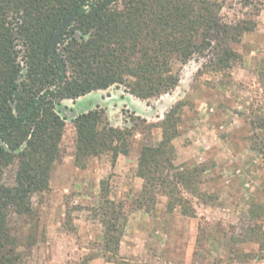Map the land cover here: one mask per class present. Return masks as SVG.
Wrapping results in <instances>:
<instances>
[{
  "label": "trees",
  "instance_id": "trees-1",
  "mask_svg": "<svg viewBox=\"0 0 264 264\" xmlns=\"http://www.w3.org/2000/svg\"><path fill=\"white\" fill-rule=\"evenodd\" d=\"M221 7L219 0H0V264H18L22 242L11 223L14 218L35 221L31 198L49 187L65 127L56 105L114 84L141 99L168 93L178 84L180 66L207 52L213 71L230 69L240 60L232 44L256 24L250 19L223 22ZM73 11L76 16L56 45L67 72L62 80L49 46L57 26ZM257 74L264 78V59ZM182 105L177 102L161 120L159 142L140 149L136 175L143 183L138 202L153 207L161 194L167 211L180 207L183 215L195 217L183 192L198 194L206 167L173 163L172 141L180 133ZM72 123L76 166L84 168L89 158L105 153L113 160L129 153L133 130L107 126L100 110L81 113ZM259 151L264 155V147ZM11 165L14 183L6 185L1 175ZM101 184L96 212L104 227L103 245L116 252L126 217ZM261 214L257 205L251 206L242 239L260 251ZM29 238L33 244L32 233ZM254 256L232 249L229 259L245 263ZM90 259L85 256L75 264H89Z\"/></svg>",
  "mask_w": 264,
  "mask_h": 264
},
{
  "label": "rangeland",
  "instance_id": "rangeland-1",
  "mask_svg": "<svg viewBox=\"0 0 264 264\" xmlns=\"http://www.w3.org/2000/svg\"><path fill=\"white\" fill-rule=\"evenodd\" d=\"M219 1L223 22L250 19L256 24L232 44L240 60L230 69L213 71L207 52L180 66L178 84L168 93L141 99L114 84L56 105L65 127L49 187L31 198L35 221L14 218L11 223L22 242L18 264H75L85 256L91 257L89 264H264V248L242 240L252 205L262 211L258 222L264 229V155L259 151L264 147V78L257 74L264 59V0ZM179 101L173 163L206 167L199 195L183 192L195 217L183 215L180 207L167 211L161 194L153 207L138 202L140 149L159 142V124ZM94 109L102 112L104 124L132 129L133 135L127 155L113 160L105 153L81 168L74 163L72 121ZM14 175L15 166L6 167L1 181L12 185ZM102 181L107 197L121 205L126 217L116 252L104 248V227L96 212ZM232 249L255 256L245 263L231 261Z\"/></svg>",
  "mask_w": 264,
  "mask_h": 264
},
{
  "label": "water",
  "instance_id": "water-1",
  "mask_svg": "<svg viewBox=\"0 0 264 264\" xmlns=\"http://www.w3.org/2000/svg\"><path fill=\"white\" fill-rule=\"evenodd\" d=\"M75 16H76V12L73 11L68 16H66L64 19H62L60 24L57 26V29L51 39L50 46H49L51 55L53 56L56 63H58L61 67L62 80L65 79L67 72H66L65 64L62 61L61 56L58 54L56 50V45L58 44L60 35L62 34L63 30L67 27V25H69L72 22Z\"/></svg>",
  "mask_w": 264,
  "mask_h": 264
}]
</instances>
